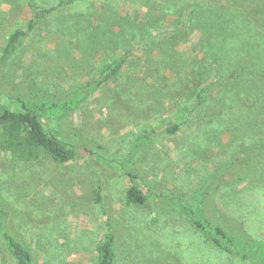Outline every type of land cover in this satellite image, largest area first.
Listing matches in <instances>:
<instances>
[{
	"label": "rangeland",
	"instance_id": "obj_1",
	"mask_svg": "<svg viewBox=\"0 0 264 264\" xmlns=\"http://www.w3.org/2000/svg\"><path fill=\"white\" fill-rule=\"evenodd\" d=\"M29 1L0 0V54L31 18ZM126 49L118 76L92 87ZM23 101L39 111L45 103L48 130L78 150L60 163L0 149L1 194L19 210L12 222L33 264H97L105 214L117 264H249L174 205L201 204L210 174L235 155L243 181L212 187L204 210L242 221L264 244V159L244 151L264 141V0H77L38 24L6 64L0 103L21 111ZM129 173L144 204L126 202ZM13 262L0 235V264Z\"/></svg>",
	"mask_w": 264,
	"mask_h": 264
},
{
	"label": "trees",
	"instance_id": "obj_2",
	"mask_svg": "<svg viewBox=\"0 0 264 264\" xmlns=\"http://www.w3.org/2000/svg\"><path fill=\"white\" fill-rule=\"evenodd\" d=\"M76 1L58 0L54 5L42 6L36 0H30L31 18H29L25 27L17 28L11 32L6 43H4L5 45L0 54V76L8 61L24 43L28 42L30 35L38 24L57 10L72 5ZM130 56L131 50L126 49L113 57L103 65L97 77L90 82V85L98 88L118 76ZM205 100V96L200 94L198 104H204ZM44 107L45 103H42L40 105L41 111H39L27 101H23L22 110L15 111L0 103V149L21 162L37 161L43 153L50 155L60 163L73 160L78 151L77 148L58 134L48 130L45 125L47 113L44 111ZM54 108L55 103L51 105V109L54 110ZM177 130L178 125L176 124L167 128L170 133ZM245 150L261 154L259 155V162L264 159V141H254L251 145L244 147ZM254 154L252 153L251 156ZM235 156L210 174L208 178L209 185L206 182L204 186L206 190L201 191L204 187L200 190L203 199L201 204L193 206L191 202L178 200L174 201V205L183 209L194 228L219 250L234 259L249 264H264V244L261 245L259 240L246 230L242 221L224 216L217 208L216 211L219 214L204 210V203L209 201L207 197H209L212 187L218 191L225 186L243 181V172L238 168L242 160L236 159ZM244 171H247V169L245 168ZM129 177L131 183L126 193V202L128 204H144L146 193L137 181V175L129 173ZM1 193L0 190V235L14 258V262L10 264H33L32 252L27 242L17 235L12 222L13 218L18 215L19 210L10 201L6 200ZM104 217L106 231L96 246L97 264H117L116 237L112 229L115 222L109 214H105Z\"/></svg>",
	"mask_w": 264,
	"mask_h": 264
}]
</instances>
